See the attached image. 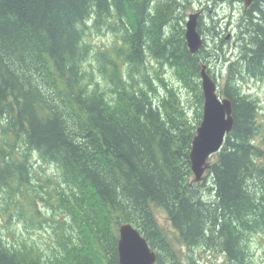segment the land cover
<instances>
[{"label": "trees", "instance_id": "1", "mask_svg": "<svg viewBox=\"0 0 264 264\" xmlns=\"http://www.w3.org/2000/svg\"><path fill=\"white\" fill-rule=\"evenodd\" d=\"M141 1L149 0H0V224L8 230H0V264H120L123 223L146 238L156 264H198L196 247L220 250L223 264H264L250 247L264 231V147L258 104L243 88L264 81V9L246 11L239 54L226 59L190 52L176 23L164 37L165 17H151ZM104 27L115 43L94 49L88 36ZM219 61L234 124L198 181L190 153L203 117L201 72L206 65L216 78ZM40 201L56 223L50 254L10 239L16 215L44 226Z\"/></svg>", "mask_w": 264, "mask_h": 264}, {"label": "water", "instance_id": "2", "mask_svg": "<svg viewBox=\"0 0 264 264\" xmlns=\"http://www.w3.org/2000/svg\"><path fill=\"white\" fill-rule=\"evenodd\" d=\"M186 38L192 53H196L203 46L204 42L194 17L188 20ZM201 76L204 93L203 119L197 128L190 154L197 180L206 178L204 172L208 166V159L222 149L225 138L234 124L232 101L219 93L218 82L208 72L206 65ZM207 173L209 174V171ZM119 233L120 264L156 263V252L135 226L124 223L120 226Z\"/></svg>", "mask_w": 264, "mask_h": 264}, {"label": "rangeland", "instance_id": "3", "mask_svg": "<svg viewBox=\"0 0 264 264\" xmlns=\"http://www.w3.org/2000/svg\"><path fill=\"white\" fill-rule=\"evenodd\" d=\"M237 14H239V12ZM210 15L216 19L215 21H217V24L221 21V19L218 18H222V12H220V15L214 12L211 13ZM240 16L241 14L237 16V19ZM227 26L228 25L225 24L221 30L227 31L228 30ZM88 40L93 44L94 49L97 50H101L103 48L109 49L110 47H113L116 40V36L112 31H109L104 27L102 32H98L97 30L93 29L90 35L88 36ZM232 54L233 53L229 51V54H227V56L232 57L233 56ZM236 56L237 55H235V57ZM91 62L93 65L92 67H90V69H93L96 77H99L100 73L98 69V63H96V60L94 58ZM223 63L224 62L219 61L212 66L213 71L217 76L216 78L219 84L222 74H225L226 72ZM243 88L245 92L248 93L253 99H255L258 104L259 131L256 140L258 143H260L261 146L264 147V81L259 80L257 78H249L243 83ZM214 156L215 155H212L211 158ZM262 160H264V158H262ZM44 167L48 174H52L55 172V170L50 166L46 165ZM208 176L209 174H206L205 179H207ZM37 207L41 210L42 213L47 215V221L43 223L44 226L41 228L32 227L30 224L26 226V221L23 219L20 220L17 219L18 216L16 215L15 222L13 225L14 231L16 232V236L14 238H11L10 236V239L14 243H19L23 240H26L28 242L34 241L45 252V254H50L51 246L56 244L55 242L56 235L54 231V226L56 223L53 221L54 216L53 217L51 216L52 211L48 205L40 201L37 203ZM156 214L160 222L168 230V233L174 244L178 245V241L176 239L177 232L173 227L168 214L162 209H156ZM60 217L61 216L59 214H56L55 218H60ZM0 230L2 231V234H6L8 232L6 226L2 224H0ZM250 247L254 253L256 262L260 263L264 258V231L254 234L252 236ZM184 251H185V247H182L180 251V257L185 263H187L186 255ZM194 255L196 256L198 264H223L225 260V256L220 250H209V249H204L203 247H196L194 249Z\"/></svg>", "mask_w": 264, "mask_h": 264}, {"label": "flooded vegetation", "instance_id": "4", "mask_svg": "<svg viewBox=\"0 0 264 264\" xmlns=\"http://www.w3.org/2000/svg\"><path fill=\"white\" fill-rule=\"evenodd\" d=\"M146 13L150 12L151 17H165L166 23L162 29L164 37L170 35L172 27L177 24L180 28H185L186 39L187 23L191 17L197 21V29L204 41V52L218 50L226 59H232L238 55L241 46L240 22L243 15L248 10H253L256 5H262L264 9V0H149L141 1ZM220 15L221 21L217 24L216 19L211 13ZM241 16L237 19L239 14ZM227 24V31L221 30ZM145 46L147 41H145ZM202 47V48H203ZM229 51L233 53L232 57L227 56Z\"/></svg>", "mask_w": 264, "mask_h": 264}]
</instances>
